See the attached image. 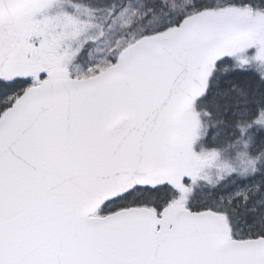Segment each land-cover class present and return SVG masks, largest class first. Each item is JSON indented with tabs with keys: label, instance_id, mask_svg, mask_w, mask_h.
I'll list each match as a JSON object with an SVG mask.
<instances>
[{
	"label": "snow or ice",
	"instance_id": "obj_1",
	"mask_svg": "<svg viewBox=\"0 0 264 264\" xmlns=\"http://www.w3.org/2000/svg\"><path fill=\"white\" fill-rule=\"evenodd\" d=\"M0 264H264V0H0Z\"/></svg>",
	"mask_w": 264,
	"mask_h": 264
}]
</instances>
